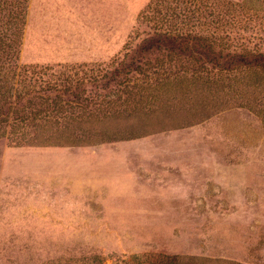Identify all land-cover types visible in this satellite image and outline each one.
<instances>
[{"label":"rangeland","instance_id":"obj_1","mask_svg":"<svg viewBox=\"0 0 264 264\" xmlns=\"http://www.w3.org/2000/svg\"><path fill=\"white\" fill-rule=\"evenodd\" d=\"M160 32L264 55V0H0V264H264V73L109 80Z\"/></svg>","mask_w":264,"mask_h":264},{"label":"trees","instance_id":"obj_2","mask_svg":"<svg viewBox=\"0 0 264 264\" xmlns=\"http://www.w3.org/2000/svg\"><path fill=\"white\" fill-rule=\"evenodd\" d=\"M191 43V47L187 46ZM163 50L168 53H177V54H185L190 51L189 54H198L203 56L205 59H208L210 63L218 66L221 69L228 70L232 67H242L247 74H253L255 71H263L264 73V55H229L227 54L225 57L220 53H215L213 51V47L211 44H208L207 39L204 37H196L190 34H171L167 32H160L156 35L150 37L146 41L143 42L142 45L138 47L135 51L133 58L130 59V62L122 68V70L115 71L114 74L110 77V81L115 82L116 78H119L121 74H129L134 71H140V66L138 63L140 62V58H143L145 55H148L152 52H162ZM123 71V72H122ZM254 77L253 79H249L250 83L254 85ZM245 81V80H244ZM246 82V81H245ZM260 85L261 82H258ZM249 85V84H248ZM109 84H106V87ZM56 96L55 98H57ZM76 98V96L74 97ZM23 111H25V106L22 105ZM43 111H38L39 115H41ZM263 112V111H262Z\"/></svg>","mask_w":264,"mask_h":264}]
</instances>
